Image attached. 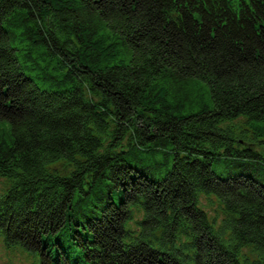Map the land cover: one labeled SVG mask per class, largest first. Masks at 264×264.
<instances>
[{
  "label": "trees",
  "instance_id": "obj_1",
  "mask_svg": "<svg viewBox=\"0 0 264 264\" xmlns=\"http://www.w3.org/2000/svg\"><path fill=\"white\" fill-rule=\"evenodd\" d=\"M233 1L0 0L5 247L264 264V0ZM31 53L51 87L23 70ZM202 85L212 104L192 107ZM226 157L240 169L221 176Z\"/></svg>",
  "mask_w": 264,
  "mask_h": 264
},
{
  "label": "rangeland",
  "instance_id": "obj_2",
  "mask_svg": "<svg viewBox=\"0 0 264 264\" xmlns=\"http://www.w3.org/2000/svg\"><path fill=\"white\" fill-rule=\"evenodd\" d=\"M235 4L237 3L236 0L233 1ZM17 39V36L15 37V40L12 39V42H15ZM25 44L23 45V50L25 52ZM25 55L20 54L19 59L22 62L23 70L26 74L31 75L33 79L40 85L41 87H51L48 84V80L41 76V70L44 69V71L52 70V65L46 66L47 62L43 61L39 58H37L33 53L29 57ZM38 62H42L45 64V68L41 67L39 68L37 66ZM51 64V63H49ZM43 74V73H42ZM52 80V78L50 79ZM198 101H196L192 107H198L201 103L205 104H212L211 98L209 97V93L205 89V87L202 85L199 91H197ZM191 107V106H190ZM236 122V121H234ZM2 126L0 127V131L3 133L5 129H2ZM241 140V139H240ZM3 142H7V135L4 136ZM264 142L261 143V148L263 149ZM159 156L158 154L156 155ZM130 161L133 163L140 164H153L154 158L146 157V155L140 159L137 162L136 158H130ZM214 170L220 174L221 176H227L229 174H233L238 171L240 168L233 167V164L231 163V158L226 157L224 159H221L218 162L213 163ZM7 183H6V181ZM9 185V180L6 176L0 175V194H2L6 188ZM201 204L208 209L209 213H213V210L215 207H217V202L210 203L209 198L206 196H201L200 199ZM220 212V210H218ZM141 213H138L136 215H140ZM244 252H247L246 248H243ZM254 253L252 254V256ZM243 260V259H241ZM0 264H37L36 258L29 254L27 251H25L20 246H10L5 247V245L2 242V239L0 238Z\"/></svg>",
  "mask_w": 264,
  "mask_h": 264
}]
</instances>
